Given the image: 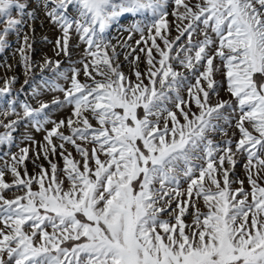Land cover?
<instances>
[{
    "label": "snow or ice",
    "instance_id": "obj_1",
    "mask_svg": "<svg viewBox=\"0 0 264 264\" xmlns=\"http://www.w3.org/2000/svg\"><path fill=\"white\" fill-rule=\"evenodd\" d=\"M9 49L0 264H264V0H0Z\"/></svg>",
    "mask_w": 264,
    "mask_h": 264
},
{
    "label": "rangeland",
    "instance_id": "obj_2",
    "mask_svg": "<svg viewBox=\"0 0 264 264\" xmlns=\"http://www.w3.org/2000/svg\"><path fill=\"white\" fill-rule=\"evenodd\" d=\"M35 28H36V33H35L36 40H35V43H34V48L36 49V52H35V54L33 56V59H39L45 53L48 56H52L53 58H58V57L54 56V53L52 51L53 45L47 43L46 41H44L43 37L47 36L49 40L54 41L55 37L57 35H59V33L51 25H49L46 21H44L43 26H41V21L37 20L35 22ZM111 35L118 36V35H121V34L115 32V30H113ZM76 40H77V38L73 37L70 40V45L75 43ZM112 42L116 43V40L113 39ZM83 47L84 46L81 44L80 45V49H82ZM80 49H76L74 51H79ZM5 59H7V63L8 64H14L15 63V61L12 58V49L6 50L4 53H0V65H3ZM18 59H19V57L17 55L16 60H18ZM125 70H127V69H125ZM36 71H38V69H36ZM5 75H6L5 68L4 67H0V78H3ZM7 75L8 76H11V75H16L17 76L18 80H17V83L14 85V88L15 89H19L21 87V84L23 83V81L25 79L23 69L21 67H19V66H16L10 72H7ZM0 84H2V79H0ZM25 90L26 91L28 90V86L27 85H25ZM53 95H56V94L55 93H49V94L45 95L44 99H46V100L51 99V97ZM20 98L21 99L24 98V94L23 93L20 94ZM29 100H30V102L33 103V106H36L35 102L31 100V97H29ZM56 115H59V113H56ZM18 134L19 133H17V135ZM31 134L34 135L38 141L42 142V134L41 133H36L35 131H31ZM25 144H29V142H27V141L23 142L21 144V147L25 146ZM29 146H30L29 156L31 157L34 154L33 151H32V148L34 146H31V145H29ZM12 151L15 152V151H17V149L15 147H13ZM2 163H3V161L0 160V164H2ZM25 163H26V165L28 167L29 172L31 173V171H32L31 160L28 159V160H26ZM237 171L238 172L241 171V166L239 164L237 165ZM10 178H11L10 175H6V179H10Z\"/></svg>",
    "mask_w": 264,
    "mask_h": 264
}]
</instances>
